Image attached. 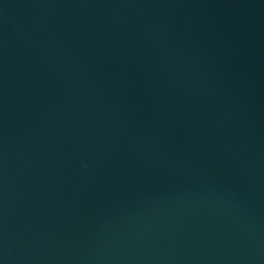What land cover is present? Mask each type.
<instances>
[{
	"label": "water",
	"instance_id": "obj_1",
	"mask_svg": "<svg viewBox=\"0 0 264 264\" xmlns=\"http://www.w3.org/2000/svg\"><path fill=\"white\" fill-rule=\"evenodd\" d=\"M0 264H264V0H0Z\"/></svg>",
	"mask_w": 264,
	"mask_h": 264
}]
</instances>
